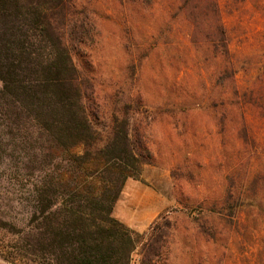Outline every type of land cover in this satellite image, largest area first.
I'll return each mask as SVG.
<instances>
[{
	"label": "rangeland",
	"instance_id": "rangeland-1",
	"mask_svg": "<svg viewBox=\"0 0 264 264\" xmlns=\"http://www.w3.org/2000/svg\"><path fill=\"white\" fill-rule=\"evenodd\" d=\"M70 3V22L95 26L73 59L98 142L115 118L142 123L154 155L126 182L116 217L139 234L170 221L165 264H264V181L251 187L264 171V0ZM6 143L0 253L26 224L33 185L70 178V161L34 163L24 145Z\"/></svg>",
	"mask_w": 264,
	"mask_h": 264
},
{
	"label": "trees",
	"instance_id": "trees-1",
	"mask_svg": "<svg viewBox=\"0 0 264 264\" xmlns=\"http://www.w3.org/2000/svg\"><path fill=\"white\" fill-rule=\"evenodd\" d=\"M69 3L0 0V149L11 141L33 152L34 163L70 161V178L33 185L26 224L0 256L12 264H132L139 251L141 264H165L170 221L158 219L139 234L114 216L126 182L139 181L154 155L142 123L115 118L98 142L73 59L95 26L70 22ZM261 181L264 171L251 187ZM232 199L229 188L224 210H234Z\"/></svg>",
	"mask_w": 264,
	"mask_h": 264
},
{
	"label": "crops",
	"instance_id": "crops-1",
	"mask_svg": "<svg viewBox=\"0 0 264 264\" xmlns=\"http://www.w3.org/2000/svg\"><path fill=\"white\" fill-rule=\"evenodd\" d=\"M116 210H117V207L115 208V210H114V216L116 217ZM118 220H121L120 219V217H116ZM123 221L128 225L129 223L127 222V221H125L124 219H123Z\"/></svg>",
	"mask_w": 264,
	"mask_h": 264
}]
</instances>
